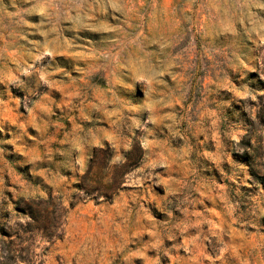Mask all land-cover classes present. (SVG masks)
Segmentation results:
<instances>
[{"label": "clouds", "instance_id": "obj_1", "mask_svg": "<svg viewBox=\"0 0 264 264\" xmlns=\"http://www.w3.org/2000/svg\"><path fill=\"white\" fill-rule=\"evenodd\" d=\"M255 64L264 81V0H0V117L18 130L5 142L37 181L0 147V264H261L240 250L264 228V185L237 162L264 160ZM54 108L73 122L55 149ZM117 172L136 177L131 202L109 191ZM85 212L103 232L82 235Z\"/></svg>", "mask_w": 264, "mask_h": 264}, {"label": "rangeland", "instance_id": "obj_2", "mask_svg": "<svg viewBox=\"0 0 264 264\" xmlns=\"http://www.w3.org/2000/svg\"><path fill=\"white\" fill-rule=\"evenodd\" d=\"M197 40H199V37H197ZM61 60L63 61V58H61ZM253 66L257 68V71L256 72H249L248 73V79L254 81V84L252 85L253 87H258V88L264 89V81H259L256 79L260 75L259 65L255 64ZM199 75L202 76L203 73H200ZM94 82L98 83L101 86H103L105 84V81L101 78L100 75H97L94 77ZM237 83H238V81H237ZM197 87L198 86H197L196 82L193 81L192 86H191V91L189 93V96H190L189 102H191L192 98L199 99V92L197 91ZM0 91H2V89H0ZM15 95L20 96L21 99L23 100V95L20 91H16ZM53 95L55 98H57V100H59V97H60L59 92H54ZM2 98H5L6 102H7V97H2ZM11 107L14 110L13 115H19V113H17L15 111V105L12 104ZM53 111L55 114L52 116V120H54L56 123H58L59 125L62 126L59 130H57V129H50L49 130L50 134L52 132H55V136L51 142V147L53 149H55V148L62 147V145H60L58 143V141L63 139V133L65 130H70L72 128L73 122L71 119L68 118V110L67 109L62 111L60 109L54 108ZM20 113H23V108L20 109ZM72 115L75 116V115H78V113L73 112ZM261 117H264V109H261V111L259 113H257V118H261ZM85 126H87V125H85ZM17 132H18V130L16 128V125H14L9 118H7L6 116L0 117V147H2L5 151V159L8 160L9 163L11 164V166L15 169L17 175H23V178L25 180H29L30 182L35 183V182H37L36 180H34L32 177L26 175L28 172L27 166L19 163V161L22 160V157L18 153L13 155V153L15 152L14 146L5 142L7 140H11L17 134ZM28 132L31 136H37L36 131L31 127L28 129ZM33 143H34V141H31V140L28 141L29 146H31ZM106 150H107V144H106V147L104 149L98 148L95 150L96 151L95 159L98 162L103 160V158L106 154ZM41 151H43L42 147H41ZM129 155L131 157L130 163H133V162H135L136 159H138L139 152H133V153H130ZM239 161H243L245 164H254L255 167H249V171L252 173L253 176L258 177L260 183L262 185H264V176L259 175V172L261 170H264V160L255 159V160L250 161L248 153H245L242 157L237 158V162H239ZM114 179H118L121 183H114L113 185L108 186L109 191H113V190L119 188L120 192L118 194H122L123 196L129 197L130 202H131V198L133 196V193L137 192V190L134 187H132V185L135 184L136 177L134 175H131V176H128L127 180H124L122 173L117 172L114 176ZM93 180L95 182H98V177H94ZM5 182H6V186H12V178L9 177L7 174H5ZM157 191H159V189H157ZM5 195L9 196V199H12V196L10 193L6 192ZM239 198L245 202L241 207V211L246 212L247 207H248L247 194L244 192H241ZM205 203L208 204L209 207L212 206L211 201L206 200ZM201 210H202V206H201ZM17 211L23 213L24 210L17 208ZM32 211L34 213V218L37 220L38 228L44 227L45 229H47L48 227L53 225L54 216L52 215V213L48 209L37 207V208L32 209ZM7 215H9V214H5V218L7 217ZM156 215L159 216L160 214L156 213ZM97 217H98V214H93V213H89V212L83 213V215L80 219V232L82 233L83 236H87L89 234L95 235L98 230L103 232V228L97 222ZM120 222L121 221L119 219L116 220V223H120ZM249 231L255 232L256 229H249ZM3 234H6V233L3 229V227H0V235H3ZM261 236H264V228H261L260 234L258 236H254L252 238V240L246 244V247L241 249L240 251H241L242 255L255 256L257 253H259L260 257H261V264H264V246H261V245H264V241H261V239H260ZM109 238H111L110 233H109ZM145 239H147V237H145ZM17 240L22 241L23 237L18 235ZM61 242H63V241H61ZM15 243H16V241H14V240L10 241V245L15 244ZM169 243L170 242H166V246H168ZM24 250L25 249L21 248L20 249L21 253ZM49 252H51V247H45L43 254L47 255ZM60 259H61V257L59 255H57V257H56L57 264H59ZM40 264H45V262L43 260H41ZM135 264H142V262L136 261ZM162 264H171V262L167 258H164L162 261ZM204 264H209V262L205 260ZM229 264H234V261H229Z\"/></svg>", "mask_w": 264, "mask_h": 264}]
</instances>
